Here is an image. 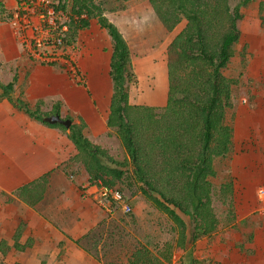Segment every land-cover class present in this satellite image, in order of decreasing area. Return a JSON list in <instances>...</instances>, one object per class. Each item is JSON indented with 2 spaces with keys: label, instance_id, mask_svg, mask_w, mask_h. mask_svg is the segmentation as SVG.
<instances>
[{
  "label": "trees",
  "instance_id": "1",
  "mask_svg": "<svg viewBox=\"0 0 264 264\" xmlns=\"http://www.w3.org/2000/svg\"><path fill=\"white\" fill-rule=\"evenodd\" d=\"M248 1L240 0L231 7L229 0H148L146 6L152 15L147 9L140 19L149 48L157 49L166 32L186 20L167 47L166 102L153 107L130 103L129 84L136 81L132 52L116 23L95 0H72L65 43L74 45L78 30L88 28L90 18L97 19L111 40L112 96L106 124L126 152L123 160L90 141L83 133V120L72 122L69 128L45 122L43 115L59 113L58 104L43 113L41 102L32 106L12 95L13 81L0 82V96L9 98L30 117L67 134L77 149L72 161L85 168L90 183L116 186L125 178L129 185L137 184L138 192L171 220L174 243L167 241L155 251L146 245L136 248L128 264H169L172 256L217 229L210 179L216 175L215 158L230 152L233 138L225 117L232 106L235 79L225 76L223 70L235 54L234 44L241 32L240 7ZM11 16L3 14L5 20ZM229 194L231 182L220 186L219 197L225 202ZM182 215L192 220V229ZM7 249L2 242L0 251ZM189 258L191 264H200L191 255Z\"/></svg>",
  "mask_w": 264,
  "mask_h": 264
},
{
  "label": "crops",
  "instance_id": "2",
  "mask_svg": "<svg viewBox=\"0 0 264 264\" xmlns=\"http://www.w3.org/2000/svg\"><path fill=\"white\" fill-rule=\"evenodd\" d=\"M2 3L13 9L15 0ZM98 25L97 19L90 18L89 27L79 33L81 38H88V44L81 48L75 45L73 60L68 61L77 68L74 75L63 62L42 65L34 60L32 64L11 26L0 22V82L13 81L12 95L32 106L56 101L62 117L70 114L73 123L83 120V133L93 143L113 132L106 124L112 96V45L105 52L99 50L93 40L94 31L102 29ZM165 102V97L155 100L158 106ZM76 154L64 131L30 117L9 98L0 96V245L4 242L8 246L0 256L5 263L128 264L133 251L126 252L127 235L119 242L110 238L111 253L96 251L101 247L95 243L97 234L102 238L110 227H117V222L128 233L133 224L120 210L108 213L83 194L81 188L89 182V174L72 161ZM69 168L76 170L75 180L69 179ZM249 247L253 254L248 257L253 262H244L258 264L264 252L260 242L247 243Z\"/></svg>",
  "mask_w": 264,
  "mask_h": 264
},
{
  "label": "rangeland",
  "instance_id": "3",
  "mask_svg": "<svg viewBox=\"0 0 264 264\" xmlns=\"http://www.w3.org/2000/svg\"><path fill=\"white\" fill-rule=\"evenodd\" d=\"M2 1L0 0L1 4ZM95 1L100 3L114 23H118L130 45L133 72L136 76V81L129 84L130 103L162 107L163 105H156L155 100L167 97V47L184 27L186 20H182L171 32H166L158 50L151 49L140 19L141 14L147 13V9L152 15L146 6L148 0ZM239 1L229 0L231 7ZM71 4L72 0H59V6L66 14L70 13ZM2 9L0 7V22L10 25L9 20L3 18V14L10 15L12 9L5 5H2ZM240 12V38L234 44V56L223 70L225 76L235 79L232 85V106L226 110L225 117L226 123L233 129L232 147L226 156L215 158L216 175L210 179L213 185L212 206L219 223L215 232L199 238L188 245L186 250L172 256L169 264H191L189 255L200 264H246L245 260L253 262L248 257L253 254V249L246 248V244L255 240L260 242L264 251V199L260 200L257 195V189L264 187V0H249L240 7ZM82 30H78L73 46L78 45L81 48L88 44V38L85 40L79 34ZM93 40L100 51L105 52L112 45L110 37L103 29L94 31ZM17 59L11 61L16 62ZM31 60L32 64L37 62ZM73 68L77 73L76 66ZM60 71L69 76L66 71ZM55 103L56 101L52 104L41 102L40 108L46 113L52 111ZM95 144L107 149L115 159L127 158L114 130L100 137ZM131 168L129 166L128 175L131 174ZM69 172L72 175L68 176L69 179L75 180L76 170L69 168ZM228 182L232 183V194L223 202L219 197L220 186ZM116 187L131 202L132 212L126 214V217L132 222L133 230L126 233L124 229H120L121 223L117 222V227H110L111 231L103 233L102 238H98L101 234L96 235L95 243L101 245L98 248L100 250L96 248V251L111 253V248H108L111 239L115 242L124 241L126 235L127 254L143 245L155 251L167 241L174 243L176 232L173 231L171 220L138 192L137 184L129 185L127 179L123 178ZM81 189L86 195L84 186ZM182 216L188 229H192V220L187 215ZM122 252L125 250L122 249ZM5 262L0 256V264H10ZM113 264L120 263L113 261ZM258 264H264V252Z\"/></svg>",
  "mask_w": 264,
  "mask_h": 264
},
{
  "label": "built area",
  "instance_id": "4",
  "mask_svg": "<svg viewBox=\"0 0 264 264\" xmlns=\"http://www.w3.org/2000/svg\"><path fill=\"white\" fill-rule=\"evenodd\" d=\"M11 14L9 24L13 35L29 58L45 64L63 62L66 70L75 75L68 61L73 60L76 46L65 43L69 14L59 6V0H15ZM84 191L108 213L132 212L129 198L116 186L87 182ZM257 195L264 199V187L257 189Z\"/></svg>",
  "mask_w": 264,
  "mask_h": 264
},
{
  "label": "water",
  "instance_id": "5",
  "mask_svg": "<svg viewBox=\"0 0 264 264\" xmlns=\"http://www.w3.org/2000/svg\"><path fill=\"white\" fill-rule=\"evenodd\" d=\"M43 120L45 122L51 123V124H62L66 128H69L72 124V120L70 118H64L59 113H53L43 116Z\"/></svg>",
  "mask_w": 264,
  "mask_h": 264
}]
</instances>
